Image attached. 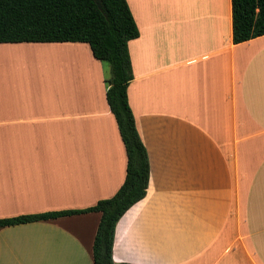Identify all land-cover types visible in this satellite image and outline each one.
I'll return each instance as SVG.
<instances>
[{"label": "crops", "instance_id": "1", "mask_svg": "<svg viewBox=\"0 0 264 264\" xmlns=\"http://www.w3.org/2000/svg\"><path fill=\"white\" fill-rule=\"evenodd\" d=\"M126 1L149 179L115 224L113 261L264 264V34L233 41L231 0ZM109 70L84 41L0 42V218L87 208L123 183ZM99 219L0 227V264H94Z\"/></svg>", "mask_w": 264, "mask_h": 264}, {"label": "trees", "instance_id": "2", "mask_svg": "<svg viewBox=\"0 0 264 264\" xmlns=\"http://www.w3.org/2000/svg\"><path fill=\"white\" fill-rule=\"evenodd\" d=\"M235 43L264 34V0H231ZM138 27L126 0H0V42L84 41L95 58L109 65L106 99L126 156V174L117 191L90 207L0 218V227L79 212L99 211L92 244L94 264L115 263L112 246L120 216L146 192L149 160L127 99L132 78L128 41Z\"/></svg>", "mask_w": 264, "mask_h": 264}]
</instances>
